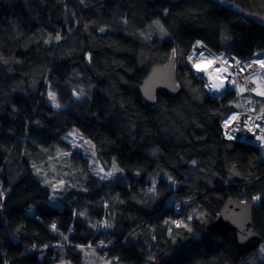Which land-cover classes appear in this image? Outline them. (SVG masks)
Masks as SVG:
<instances>
[{"label": "trees", "instance_id": "trees-1", "mask_svg": "<svg viewBox=\"0 0 264 264\" xmlns=\"http://www.w3.org/2000/svg\"><path fill=\"white\" fill-rule=\"evenodd\" d=\"M198 40L260 55L264 0H0V264H264V152L225 137L236 93L196 77ZM173 52L181 93L149 106ZM73 127L125 182L92 170ZM231 199L256 205L252 249L209 229Z\"/></svg>", "mask_w": 264, "mask_h": 264}, {"label": "built area", "instance_id": "built-area-1", "mask_svg": "<svg viewBox=\"0 0 264 264\" xmlns=\"http://www.w3.org/2000/svg\"><path fill=\"white\" fill-rule=\"evenodd\" d=\"M204 51L207 52L208 50L200 44L195 46L191 53L188 54L187 60L196 77L204 81L205 87L213 95L222 97L228 91L241 92L242 94L249 93L254 88L251 78L253 72H264V67L261 66V62H264L262 57L241 58L228 55L225 52H213L215 56L211 58L209 64L201 57ZM252 93L255 94L254 92L250 94ZM250 100L253 101L252 99ZM254 107L253 104H250L245 114V121L248 124L251 135H243L240 138L230 136L232 122H235L240 114L242 115L241 112L233 114L234 111H231L223 120V130L226 138L245 140L255 146L264 147V109L256 112ZM256 200L258 201L259 199L257 198ZM104 223L105 220H102V224ZM96 232L98 233V230Z\"/></svg>", "mask_w": 264, "mask_h": 264}, {"label": "water", "instance_id": "water-1", "mask_svg": "<svg viewBox=\"0 0 264 264\" xmlns=\"http://www.w3.org/2000/svg\"><path fill=\"white\" fill-rule=\"evenodd\" d=\"M177 76V57L173 52L171 59L166 64L154 66L145 78L141 86V95L146 104L154 106L159 94L178 97L181 93V86ZM255 207L256 205L252 201L228 200L209 225V229L231 231L235 234L241 250L252 249L261 242L254 227Z\"/></svg>", "mask_w": 264, "mask_h": 264}, {"label": "rangeland", "instance_id": "rangeland-1", "mask_svg": "<svg viewBox=\"0 0 264 264\" xmlns=\"http://www.w3.org/2000/svg\"><path fill=\"white\" fill-rule=\"evenodd\" d=\"M198 42L199 43H196V44L194 43L192 45L189 53H191V51L194 49L195 46L200 44L203 48H206L208 50L207 52L204 51L203 54H201V57H203V60L206 63L210 64L211 58L213 56H215V55H213V54H215V53H213L215 51L211 50L202 41L198 40ZM196 48H198V47H196ZM216 53H219V52H216ZM260 54L261 55H258V56L260 58L261 57L264 58L263 57L264 51H262ZM258 56H256V57H258ZM253 77H254V81H253ZM251 78H252V82L254 85V88L252 89L251 92H254L255 94H253V93L250 94L251 92L242 94L241 92L239 93V92L233 91L234 93H236V100H237V102H236L237 106L235 108L236 110H233L234 111L233 114H235L236 112L242 113V115L240 114L236 118L235 122H232V128H231V135L230 136L234 137V138L235 137L240 138L241 136L247 135V134L251 135V131L248 129V124L245 121V114H246L250 104H253L255 106L254 110H256V112L263 111V109H264V95H262L261 93L258 92V91H260V92L264 93V72L254 71ZM50 92L55 94L56 99H55V101H52L49 98V102L51 104H53L54 106L59 104V107H60V103L57 100L56 93L52 90H50ZM250 95H254V96H250ZM258 98H259V100H258ZM250 99H252L253 101H251ZM262 101H263V103H262ZM64 139L67 142H69L74 149L80 150L85 154V156L90 161V165H91L92 170L101 179H104V180L112 182V183L125 182L126 181L125 174L119 166H117L115 163H113V165H111L109 167H105L98 160L95 144L92 142V140H90L87 136H85L77 127H73L69 131V133L64 136ZM262 149L264 152V147ZM58 184H62V186H63V182H58ZM51 189H52V196L50 198V201L54 205H59L60 201L56 195V191L59 190L57 185L55 187H52ZM257 249L264 257V244L259 245V247ZM92 255H96V253L93 252ZM56 264H67V262L66 261L58 262Z\"/></svg>", "mask_w": 264, "mask_h": 264}, {"label": "snow or ice", "instance_id": "snow-or-ice-1", "mask_svg": "<svg viewBox=\"0 0 264 264\" xmlns=\"http://www.w3.org/2000/svg\"><path fill=\"white\" fill-rule=\"evenodd\" d=\"M103 30V29H102ZM199 43V42H197ZM261 66L264 67V62H261ZM262 95H264V93H261ZM49 98L52 100V101H55L56 97H55V94L54 93H49ZM56 107H59V104L56 105ZM231 138V137H230ZM53 228H55V225H53Z\"/></svg>", "mask_w": 264, "mask_h": 264}, {"label": "crops", "instance_id": "crops-1", "mask_svg": "<svg viewBox=\"0 0 264 264\" xmlns=\"http://www.w3.org/2000/svg\"><path fill=\"white\" fill-rule=\"evenodd\" d=\"M261 55V54H260ZM264 57V56H263ZM253 81H254V77H253ZM259 93H262V92H260V91H258ZM258 100H259V98H258ZM262 103H263V101H262Z\"/></svg>", "mask_w": 264, "mask_h": 264}, {"label": "clouds", "instance_id": "clouds-1", "mask_svg": "<svg viewBox=\"0 0 264 264\" xmlns=\"http://www.w3.org/2000/svg\"><path fill=\"white\" fill-rule=\"evenodd\" d=\"M212 95H213V94H212ZM215 96H216V95H215ZM218 97H220V96H218ZM235 108H236V107H234L233 110H234ZM257 147H258V146H257ZM260 148H263V147H260Z\"/></svg>", "mask_w": 264, "mask_h": 264}, {"label": "bare ground", "instance_id": "bare-ground-1", "mask_svg": "<svg viewBox=\"0 0 264 264\" xmlns=\"http://www.w3.org/2000/svg\"><path fill=\"white\" fill-rule=\"evenodd\" d=\"M252 77V76H251Z\"/></svg>", "mask_w": 264, "mask_h": 264}]
</instances>
